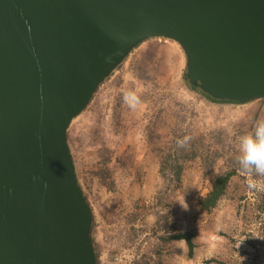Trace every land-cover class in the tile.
I'll return each instance as SVG.
<instances>
[{
  "label": "water",
  "instance_id": "1",
  "mask_svg": "<svg viewBox=\"0 0 264 264\" xmlns=\"http://www.w3.org/2000/svg\"><path fill=\"white\" fill-rule=\"evenodd\" d=\"M152 38L211 99H264V0H0V264H98L67 130Z\"/></svg>",
  "mask_w": 264,
  "mask_h": 264
},
{
  "label": "rangeland",
  "instance_id": "2",
  "mask_svg": "<svg viewBox=\"0 0 264 264\" xmlns=\"http://www.w3.org/2000/svg\"><path fill=\"white\" fill-rule=\"evenodd\" d=\"M185 62L175 42L144 41L67 130L78 184L92 210L98 264H264V176L239 159L241 137L254 135L264 121V99L212 103L188 88ZM126 91L138 95L136 108L124 102ZM184 136L190 140L180 147L176 141ZM159 151L184 161L177 190L159 173ZM104 166L115 183L112 191L95 174ZM231 170L237 174L226 197L211 214L198 213L195 200L210 177ZM156 212H171L176 230L195 233L191 259L183 242L158 244Z\"/></svg>",
  "mask_w": 264,
  "mask_h": 264
},
{
  "label": "trees",
  "instance_id": "3",
  "mask_svg": "<svg viewBox=\"0 0 264 264\" xmlns=\"http://www.w3.org/2000/svg\"><path fill=\"white\" fill-rule=\"evenodd\" d=\"M188 88L192 92L195 91L199 92L203 98H206L212 103L238 105V103L213 100L207 95L203 94L198 89H195L191 86H189ZM158 158H159V173L163 181L166 184L169 183L174 184V187H172V189L174 190L179 189L184 171V164H183L184 161L179 159L177 153L171 151L168 152L159 151ZM95 174L98 177L100 184L104 186L107 190L112 191L115 188V183L111 176V172L106 166L98 169ZM236 174H237L236 170L213 174L209 179V183L207 185L206 190L203 193H201L195 200L194 205L197 212L200 214H211L218 207L220 201L226 197L230 179ZM261 207H262L261 209L264 211V200L262 201ZM170 214L171 212H168L163 215L160 214L159 212L155 213L156 221L153 227V234L157 237V241L159 245H166L171 242H183L186 248L187 258L191 259L196 249V244L194 242L196 235L192 231L176 230L173 222L169 221ZM92 232L94 233V226H92L91 233ZM93 245H94L97 261H99L101 256L100 249L98 247V244L94 241H93ZM210 262H215V261L211 260ZM155 264H162V263L157 262ZM219 264H225V263L219 262Z\"/></svg>",
  "mask_w": 264,
  "mask_h": 264
},
{
  "label": "clouds",
  "instance_id": "4",
  "mask_svg": "<svg viewBox=\"0 0 264 264\" xmlns=\"http://www.w3.org/2000/svg\"><path fill=\"white\" fill-rule=\"evenodd\" d=\"M123 99L130 108H136L140 103L139 97L134 91H126ZM190 140L189 136H184L176 141L177 145L184 147ZM242 155L240 162L247 170L254 169L258 174L264 176V121L257 123L255 134H249L240 139ZM249 188L257 187V183H248Z\"/></svg>",
  "mask_w": 264,
  "mask_h": 264
}]
</instances>
